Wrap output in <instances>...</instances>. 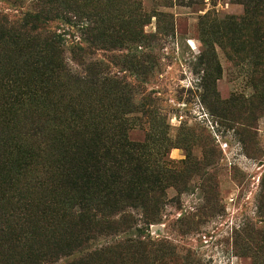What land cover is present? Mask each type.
Masks as SVG:
<instances>
[{
	"label": "rangeland",
	"instance_id": "obj_1",
	"mask_svg": "<svg viewBox=\"0 0 264 264\" xmlns=\"http://www.w3.org/2000/svg\"><path fill=\"white\" fill-rule=\"evenodd\" d=\"M44 1L47 20L28 35L57 36L72 74L97 64L118 84L124 95L104 93V106L132 111L129 148L160 178L121 206L114 233L55 264L110 246L117 264H264V11L249 15L245 0H0V17L22 22Z\"/></svg>",
	"mask_w": 264,
	"mask_h": 264
},
{
	"label": "trees",
	"instance_id": "obj_2",
	"mask_svg": "<svg viewBox=\"0 0 264 264\" xmlns=\"http://www.w3.org/2000/svg\"><path fill=\"white\" fill-rule=\"evenodd\" d=\"M243 3L249 15L264 11L255 0ZM47 5L16 24L0 17V264H55L81 252L114 233L121 206L140 202L144 186L160 181L129 148L132 111L121 116L122 103L104 106V93H116V102L124 95L118 84L97 64L87 77L72 74L57 36L28 35L42 28ZM115 253L110 246L70 264L94 257L117 264L109 260Z\"/></svg>",
	"mask_w": 264,
	"mask_h": 264
}]
</instances>
